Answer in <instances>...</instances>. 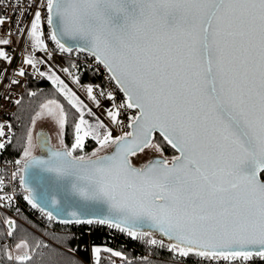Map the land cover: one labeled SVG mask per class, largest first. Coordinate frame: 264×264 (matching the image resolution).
<instances>
[{"label": "snow or ice", "instance_id": "6c2138e0", "mask_svg": "<svg viewBox=\"0 0 264 264\" xmlns=\"http://www.w3.org/2000/svg\"><path fill=\"white\" fill-rule=\"evenodd\" d=\"M32 2L46 10L43 19L35 11L30 22L33 50L48 51L46 22L56 47L69 55L94 57L124 101L116 103L113 92L99 86H84L97 108L98 97L112 102L106 115L122 131L114 135V128L59 76L36 69L42 61L27 57L25 63L47 76L79 114L69 125L64 106L48 100L33 119L34 127L36 119L51 118L59 128L60 146H50L44 133L34 144L28 132L12 174L19 176L28 204L49 221L107 226L166 250L173 259L191 256L197 264L258 259L264 264V0ZM31 6L17 5L25 10ZM5 22L0 18V26ZM9 43L0 38V45ZM0 58L11 63L4 51ZM18 75L24 76V70ZM73 82L80 84L79 75ZM127 109L135 113L125 124L121 117ZM86 117H94L95 123ZM69 126L71 144L64 139ZM6 127L11 130L12 125L0 123V138H6L0 150L11 143ZM89 140L96 145L91 152L86 151ZM36 147L40 155L34 154ZM141 154L151 155L134 163ZM4 187L0 175V192ZM13 199L0 195L6 201L0 207L10 206ZM4 223L8 231L0 233V240L17 231L15 220ZM31 239L34 246L29 234L12 245L0 243V261L35 264L36 249L48 245ZM92 252L94 264H101L102 252L109 254L110 264H117L112 257L134 264L109 247L93 246ZM141 264L151 261L145 256Z\"/></svg>", "mask_w": 264, "mask_h": 264}, {"label": "trees", "instance_id": "16d2710c", "mask_svg": "<svg viewBox=\"0 0 264 264\" xmlns=\"http://www.w3.org/2000/svg\"><path fill=\"white\" fill-rule=\"evenodd\" d=\"M75 55L76 52H73L68 57L58 58L61 67L64 69L71 68ZM76 75L80 77V84L92 85L101 80V77L94 71H81ZM30 93H35V95H30ZM48 100H56L64 106L69 116V125L75 117H78L79 114L51 81L47 79L30 80L18 110L11 121L14 135H12L11 143L7 144L2 152L3 157L22 159L28 132L33 129L32 121L40 112L41 106ZM40 119H36L35 125ZM45 119L54 122L49 117ZM64 139L66 143L71 144L72 129L70 126L66 127ZM95 147L93 141L89 140L86 143L87 152H91ZM173 151L169 148L166 150V154L171 156ZM148 155H139L134 158V163L144 162ZM15 214L18 218H15L16 233L13 234V237L0 240V243L12 245L19 239L20 235L24 234H29V240L33 246L35 241L31 239L32 237L43 240L48 247L41 246V248L36 249V255L33 257L35 264H94L93 246L109 247L121 251L133 260L134 264H141L145 256L149 258L151 264H197L194 257L190 256L183 261L178 257L173 259L172 254L166 250L152 248L139 241L131 240L125 234L109 229L107 226L95 223L92 225H75L62 224L56 220L49 221L38 208H32L28 202L22 206V209H16ZM5 219H10V217L6 214L0 216V233L6 234L8 226L4 223ZM71 249H75V251ZM108 256V253H101V264H110ZM111 259L116 260L117 264H125V261L119 258L112 257ZM0 264H4V261H0ZM250 264H261V261L254 259Z\"/></svg>", "mask_w": 264, "mask_h": 264}, {"label": "built area", "instance_id": "2783aa9c", "mask_svg": "<svg viewBox=\"0 0 264 264\" xmlns=\"http://www.w3.org/2000/svg\"><path fill=\"white\" fill-rule=\"evenodd\" d=\"M41 2H43V0H41ZM27 3H31L32 6L26 10L17 7L18 4L23 5ZM37 10L41 11L43 19L46 16V10L43 8L38 9L36 3L32 2V0H0V18L5 19L6 21L0 26V38L10 41L7 45H0V51L6 52L11 60V63H9L7 60L0 58V123L11 124L20 104H16L15 101H21L30 80L41 81L46 79L45 76H40L36 71V69L44 71V66L38 65L36 66V69H34L31 65L25 63L27 58L23 49L26 37L30 31V22L33 19V13ZM21 12H23V15H21ZM20 28L24 29L23 33L20 32ZM43 30L45 33V42L48 44V52L56 58L68 57V53H62L56 47L55 43L49 39L51 30L48 28L46 22L43 24ZM36 57L42 59L43 64H45V66L46 64L48 65V69L65 80L58 69L50 64L42 54L37 53ZM73 65H76V67H73ZM20 69L24 70V76L18 75ZM66 69H68V72H66L68 77H74L81 71H94L101 77L99 83L92 84L94 90L96 89V86H99L100 88H103L105 92H113L117 98L116 103H122L124 101L123 93L119 91L116 83L110 79V74L102 65L95 62L94 57L87 53H76L71 68ZM69 73H72V75H69ZM13 80H17L19 83L13 84ZM98 98L101 101V106H104L107 109L112 107V102L104 97ZM85 104H87L89 108H93L90 102L85 101ZM134 113V109L122 110L121 118L124 119L125 124L129 123L127 116L133 115ZM128 130L129 129L124 128V131ZM5 131L12 138V128L9 130L6 127ZM114 134H116L115 131ZM4 139L6 138H0V142H3ZM3 150H0V175L5 177V187L3 192H0V195H11L14 199L10 206L0 207V216L2 217L6 214L10 219L15 220V218H17L15 210H20L23 205H26L27 200H25L24 197L27 193L19 184V176L16 178L12 177L13 172L18 170L19 166L15 164V161L18 159L16 157H3ZM20 175H22V173H20ZM0 203H6V201H0Z\"/></svg>", "mask_w": 264, "mask_h": 264}, {"label": "rangeland", "instance_id": "374dc122", "mask_svg": "<svg viewBox=\"0 0 264 264\" xmlns=\"http://www.w3.org/2000/svg\"><path fill=\"white\" fill-rule=\"evenodd\" d=\"M23 49H24V54H25L26 58H27L29 55H32V56L35 57V59H36L37 61H42V59H38V58L36 57V54H37V53L42 54L43 57H44V58H45L50 64H52L53 66H55V67L58 69V71H59L60 74L64 77L65 80H63L59 75H57V76H59V77H60V78H61V79H62V80L68 85V87L71 88L72 91L75 92V93L77 94V96H79L80 99L84 101V103H85V101H88V102H90V103L92 104L93 108H91V109H92V111H93L94 113H96V116L100 117V119L104 120L105 123L109 124L111 127L114 128V131L116 132V134H114V135H121V134H122V131H121V127H120V126H118V125H117V126H112V125H111V122H110V120L108 119V117H107V115H106V110H107V108L104 107V106H101V107L97 108V107L95 106V104H94V103L88 98V96H87L86 88L84 87V86H86V84H79V85L75 84V83L73 82V77H68L67 74H66V72L64 71V69L61 68L60 63H59V61H58V58H56L55 56H53L52 54H50L48 51H47V52L34 51L33 48H32L31 42H30V40L28 39V36L26 37V40H25V43H24V47H23ZM38 65H40V66H44L43 69H44V71H45L48 75H52V74H53V72H52L50 69L47 68L48 65L46 64V66H45V64H43V61H42V63H37V64H36V66H38ZM55 75H56V74H55ZM45 77H46V79H47V76H45ZM47 80H49V79H47ZM49 81H51V80H49ZM51 82H52V81H51ZM55 86H56V85H55ZM56 87H57V86H56ZM44 104H45V103H44ZM40 111H41V110H40ZM46 117H47V116H45L44 119H43V118L40 119L39 122L35 125V129H34V127H33V129L31 130V132H32V136H33V143H34V144H37L38 137L40 136L39 134H40L41 132L46 131V130H45L46 126H49V128H50L51 130L53 129V131H54V133H53V138H52V141H51V144H53V146H55V147H59V146H60V145H59V139H60V137L58 136L59 128H58V126H57V124H56L55 122L48 121L47 119H45ZM50 123H51V124H50ZM49 124H50V125H49ZM38 148H39V147H36V148L34 149V152H37Z\"/></svg>", "mask_w": 264, "mask_h": 264}, {"label": "water", "instance_id": "95a60500", "mask_svg": "<svg viewBox=\"0 0 264 264\" xmlns=\"http://www.w3.org/2000/svg\"><path fill=\"white\" fill-rule=\"evenodd\" d=\"M41 133H44V132H41ZM41 133H40V134H41ZM40 134H39V135H40ZM44 134L47 135V136L49 137L50 146L55 147V146H53V144H51L52 137L49 136V134H48L47 132H45ZM107 151H108V152H111V149H108ZM34 154H35V155H40V154H41V150H40V148H38L37 152H34ZM102 154H103V153H102ZM157 155H158V154H157ZM22 175H23V173H22Z\"/></svg>", "mask_w": 264, "mask_h": 264}, {"label": "flooded vegetation", "instance_id": "af4514ba", "mask_svg": "<svg viewBox=\"0 0 264 264\" xmlns=\"http://www.w3.org/2000/svg\"><path fill=\"white\" fill-rule=\"evenodd\" d=\"M49 125H50V124H49ZM45 130H46V131H44V133L47 132V133L49 134V136H51V137L53 136V133H54L53 129L51 130V129L49 128V126H46Z\"/></svg>", "mask_w": 264, "mask_h": 264}, {"label": "crops", "instance_id": "0c3cea01", "mask_svg": "<svg viewBox=\"0 0 264 264\" xmlns=\"http://www.w3.org/2000/svg\"><path fill=\"white\" fill-rule=\"evenodd\" d=\"M87 119H90L93 123H95V118L94 117H86Z\"/></svg>", "mask_w": 264, "mask_h": 264}]
</instances>
